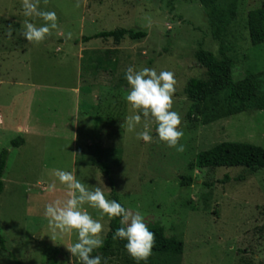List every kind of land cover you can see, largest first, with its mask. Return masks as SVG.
I'll return each mask as SVG.
<instances>
[{
	"label": "rangeland",
	"instance_id": "rangeland-1",
	"mask_svg": "<svg viewBox=\"0 0 264 264\" xmlns=\"http://www.w3.org/2000/svg\"><path fill=\"white\" fill-rule=\"evenodd\" d=\"M75 2L48 0L45 5L41 0L42 9L56 13L60 31L53 30L40 44H29L21 35L23 20L37 26L43 21L24 17L22 0H0V95L13 89L10 83L15 81L68 87L80 76L85 117L75 152L71 142L35 138L17 150L0 129V151L9 152L0 195V235L5 241L0 264H43L53 248L60 249L65 264H79L67 250L77 236H57L53 241L43 212L46 204L66 192L54 175L56 169L73 172L91 188L104 186L111 200L107 180L90 163L89 146L95 143L104 150L120 203L140 211L148 229L161 227L166 236L182 241L179 264L263 263L264 170L250 175L239 167L211 171L193 165L199 152L222 142L264 147V112L249 111L206 124L204 115L188 118L191 104L185 84L190 78L206 76V70L195 62V51L201 46L222 58L202 6L197 0H81V7L75 8ZM263 5L264 0H236L235 18L222 38L224 54L234 62L233 80L250 73L264 92V43L252 46L247 31L248 12ZM8 25L14 29L11 38L6 34ZM120 28L144 31L146 37L139 41L124 38L118 44L101 38L81 42L82 36ZM69 32L70 40L66 39ZM76 40L80 42L74 44ZM80 47L81 66L76 72L73 60L62 54ZM55 48L62 52L55 53ZM129 66L137 71L154 68L158 73H174L172 110L181 117L179 143L184 152L157 143L154 124L152 142L138 139L143 117L133 132L127 131L126 118L135 114L125 99ZM72 153L78 159L75 166ZM225 175L228 180L221 183ZM184 177L191 178L192 184L181 186ZM53 182L56 190L49 193L46 188ZM88 211L93 219H100L96 210ZM109 221L106 216L101 220L103 238Z\"/></svg>",
	"mask_w": 264,
	"mask_h": 264
},
{
	"label": "trees",
	"instance_id": "trees-1",
	"mask_svg": "<svg viewBox=\"0 0 264 264\" xmlns=\"http://www.w3.org/2000/svg\"><path fill=\"white\" fill-rule=\"evenodd\" d=\"M202 6L211 28L213 39L219 42V52L222 56L217 59L210 51L204 50L201 46L194 53L197 64L206 70L203 79L190 78L184 87V93L190 102L188 118H196L197 115H204V124L222 118L231 117L249 111L264 112V92L259 82L250 73L238 80H233L232 70L234 62L231 57L224 54L223 34L226 28L234 20L236 15V0H197ZM264 5L258 9L251 10L247 14V31L249 42L252 46L264 43ZM146 37V32L133 29H115L104 31L92 36H82L81 42L86 43L93 39H112L118 44L124 38L132 41H139ZM80 41H74V44ZM10 147H19L23 140L19 137L10 141ZM91 153V165L95 166L101 175L107 180L110 189V198L120 203L110 178L111 167L104 160V150L97 143L89 146ZM8 151H0V195L4 190L3 173L7 162ZM193 165L198 169L214 171L218 168H242L247 174H255L264 170V147L226 141L217 144L207 150L199 152L195 156ZM241 179V178H239ZM228 180L224 176V183ZM193 180L184 177L180 182L181 186L191 185ZM204 186L211 188L212 183H204ZM121 204V203H120ZM125 207L123 204H121ZM121 227L120 218H113L109 221L108 231L105 235L104 246L95 250L92 255H101L107 259V264H137L125 249L127 241L113 240V233ZM155 235V242L152 254L146 261L139 264H179L183 253V243L175 237L165 235L161 227L149 229ZM0 248L5 250V241L0 235ZM63 253L60 249L53 248L48 259L43 264H65L62 259ZM103 264V260H102ZM261 264H264L261 263Z\"/></svg>",
	"mask_w": 264,
	"mask_h": 264
},
{
	"label": "clouds",
	"instance_id": "clouds-1",
	"mask_svg": "<svg viewBox=\"0 0 264 264\" xmlns=\"http://www.w3.org/2000/svg\"><path fill=\"white\" fill-rule=\"evenodd\" d=\"M86 3V0H84ZM46 5L48 0H43ZM41 0H22L23 15L26 18H39L43 21L41 26L24 19L21 35L29 44H40L53 30L60 31L57 23V15L54 11H46L40 7ZM75 8L81 7V0H76ZM13 26L8 25L7 36L12 37ZM69 32L66 39L70 40ZM128 87L126 89V102L134 115L126 118L128 132H133L141 123L143 117V131L137 134V138L146 143L152 142L150 135L151 126H156L157 143H163L177 152H184L185 147L179 141L183 137L180 130L181 117L173 111V95L176 91L174 73L162 70L159 73L153 68L135 70L129 66L125 73ZM75 155V154H74ZM54 175L66 192L63 198L54 199L45 205L43 212L47 220V227L54 241L57 236H77V242L67 250L79 264H107V259L92 253L104 246L101 236L103 224L101 220L106 216L109 220L120 218L121 227L112 235L113 240L127 241L125 249L129 256L139 264L146 261L152 254L155 235L146 225L145 217L140 211L133 212L126 209L115 200H109L104 193V186L94 188L81 183L73 172L56 169ZM56 184L48 185L46 191L54 193ZM87 206V207H85ZM88 208L98 212L100 219H93Z\"/></svg>",
	"mask_w": 264,
	"mask_h": 264
},
{
	"label": "crops",
	"instance_id": "crops-1",
	"mask_svg": "<svg viewBox=\"0 0 264 264\" xmlns=\"http://www.w3.org/2000/svg\"><path fill=\"white\" fill-rule=\"evenodd\" d=\"M46 45L44 44V47L48 48ZM81 51L82 47L77 51H65L62 54L63 57L69 59L68 61L73 60L76 72L77 67L80 71ZM54 52L61 53L62 51L55 48ZM68 61H64V64ZM67 66L70 67L69 64ZM0 83H2L1 79ZM39 83L41 82L32 84L11 82L10 86L14 88L0 95L1 132L9 136V142L17 137L23 140V144L17 150L26 147L32 138L67 141L71 142L73 148L77 147L79 143L77 141H80V131L84 128V126L81 127V123L85 120L80 104V76L68 87ZM77 148L73 152L77 151ZM71 159L75 166L78 160L76 155L72 153ZM43 189L45 191V188Z\"/></svg>",
	"mask_w": 264,
	"mask_h": 264
}]
</instances>
